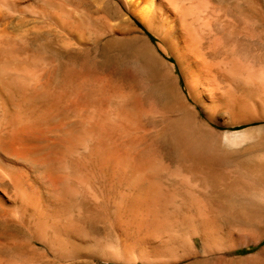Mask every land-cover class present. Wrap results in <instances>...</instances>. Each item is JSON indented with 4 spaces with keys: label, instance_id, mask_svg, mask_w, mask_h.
Masks as SVG:
<instances>
[{
    "label": "rangeland",
    "instance_id": "1",
    "mask_svg": "<svg viewBox=\"0 0 264 264\" xmlns=\"http://www.w3.org/2000/svg\"><path fill=\"white\" fill-rule=\"evenodd\" d=\"M69 1L0 0V30H7L8 124H16V128L10 125L8 135L11 160L7 161L5 173H0V198L4 206L2 210L0 208V215L8 213L0 216L4 218H0V244H4L0 245V260L3 264H20L19 261L23 264H264V209L241 226L230 213L211 212L204 215L203 220L190 223L176 216L169 220L163 208L166 192L170 187L176 191L183 189L181 182L186 178L175 169L179 154L174 153L165 140L170 115L163 106L170 100L178 107L183 101L203 125L202 150L209 157L225 163L226 171L240 179L241 186L247 190L246 199L264 202V0H171L172 4L169 0H158L153 12L142 16L127 0ZM182 23L187 28L180 26ZM186 30H193L195 37L198 33L202 38H196L200 42L198 52L189 51L188 43L182 37ZM130 39L155 57L163 76L159 81L150 82L144 78L146 82L132 75L131 70L137 67V62L116 51ZM151 51L155 53L151 54ZM29 54L36 57L31 58L33 55ZM33 59L38 60L37 64ZM30 68L36 71L32 72L31 78ZM37 78H42L41 83L36 81L31 85L34 83L31 80ZM36 85L39 86L38 94L35 87L31 88ZM42 85L44 91L40 90ZM33 92V96L39 97L46 93L44 101L34 97L38 101L33 104ZM15 100L19 105H14ZM40 101L44 105L38 103ZM15 106L16 109L18 106L23 108L21 115L27 112L32 119L34 114V121L18 115L20 109L18 107L16 113ZM37 107L39 111L44 109L42 113ZM44 107L50 108L49 115ZM17 116L23 117V122L27 119L32 123L40 122L30 123V126L27 120L28 124L24 123L28 128L17 126L19 122L16 121L20 120ZM241 125L247 127L236 129ZM195 153L201 155L183 150L179 158L191 159ZM126 160L141 169V174L138 169L132 171L135 169L133 164L128 162L129 166ZM170 162L173 166H169ZM33 164L36 166L32 167ZM146 167L147 170H142ZM135 172L137 176L134 177ZM18 177H22V181ZM157 188L163 192H157ZM53 193H56L54 197ZM55 195L60 198L56 199L58 202ZM179 202L180 199H176V204ZM26 215L36 222V227L30 224V217ZM181 222L183 225L180 226ZM38 251L41 255L37 256L41 258L31 260ZM31 252L35 253L33 258L29 257ZM23 253L28 257L27 261L30 258L33 262H25Z\"/></svg>",
    "mask_w": 264,
    "mask_h": 264
},
{
    "label": "bare ground",
    "instance_id": "2",
    "mask_svg": "<svg viewBox=\"0 0 264 264\" xmlns=\"http://www.w3.org/2000/svg\"><path fill=\"white\" fill-rule=\"evenodd\" d=\"M69 1V0H68ZM128 1V3L131 5V7L135 10V11H137L141 16H142V14H144V13H146V14H149L151 11L153 12V9L156 7V5H157V2H158V0H127ZM173 1V0H172ZM70 2V1H69ZM169 2L171 3V0H169ZM201 3H203V2H201ZM52 4V3H51ZM145 4V5H144ZM172 4V3H171ZM174 4V3H173ZM198 4V3H197ZM210 4H212V3H210ZM49 5V4H48ZM72 5V4H71ZM141 5H144L143 7L141 6ZM163 5V4H162ZM185 5V4H184ZM204 5V4H203ZM140 6H141V8H140ZM160 6V5H159ZM191 6V5H190ZM211 6V5H210ZM186 7V6H185ZM207 7H209V5L207 6ZM189 8V7H188ZM191 8V7H190ZM201 9H203V8H201ZM207 9V8H206ZM210 9V8H209ZM3 10V9H2ZM18 10V9H17ZM192 10V9H191ZM12 11V10H11ZM157 11H158V9H157ZM180 11V10H179ZM189 11H190V9H189ZM210 11H212V10H210ZM18 12V11H17ZM173 12V11H172ZM201 12V11H200ZM206 12V11H205ZM204 12V13H205ZM154 13H156V11L154 12ZM178 13V12H177ZM193 13H194V11H193ZM207 13V12H206ZM46 14V13H45ZM186 14V13H185ZM213 14V13H212ZM194 15V14H193ZM203 15V14H202ZM214 15V14H213ZM144 16V15H143ZM178 16V15H177ZM180 16H182V14L180 15ZM185 16H187V15H185ZM197 16V15H196ZM207 16H209V15H207ZM169 17V16H168ZM191 17H192V15H191ZM211 17V16H210ZM75 18V17H74ZM177 18V17H176ZM178 18H179V16H178ZM178 18H177V20H178ZM181 18V17H180ZM189 18V17H188ZM224 18V17H223ZM182 19V18H181ZM209 19V18H208ZM198 20H200V18L198 19ZM178 21H180V19L178 20ZM201 21V20H200ZM203 21H204V19H203ZM222 21V20H221ZM74 22V21H73ZM182 22H183V19H182ZM198 22V21H197ZM181 23V22H180ZM180 23H178V24H180ZM185 23V22H184ZM184 23H182L180 26H182ZM199 23V22H198ZM201 23V22H200ZM199 23V24H200ZM203 23H205V22H203ZM219 23H220V21H219ZM218 23V24H219ZM227 23V22H226ZM196 24V23H195ZM207 24V23H206ZM217 24V23H216ZM228 24V23H227ZM186 25V24H185ZM197 25V24H196ZM210 26V25H209ZM208 26V27H209ZM6 27V26H5ZM174 27V26H173ZM183 27H186V26H184L183 25ZM228 27V26H227ZM245 27V26H244ZM182 28V27H181ZM187 28V27H186ZM229 28V27H228ZM238 28V27H237ZM247 28V27H246ZM185 29V28H184ZM188 29H189V27H188ZM196 29H198V28H196ZM209 29H211V27L209 28ZM214 29V28H213ZM221 29V28H220ZM243 29V28H242ZM251 30V29H250ZM254 30V29H253ZM252 30V31H253ZM207 31H208V29H207ZM237 31H239V30H237ZM179 32V31H178ZM182 32V31H181ZM204 32V31H203ZM241 32V31H240ZM243 32H245V31H243ZM6 33H7V30H0V173H5V171H6V169H7V161L8 160H11V157H10V153L11 152H9V151H11V150H9V147H8V135H9V128H10V125H13V123H11L10 125L8 124L9 122H8V113H9V111H8V103H7V93L6 92H8V90L6 91V86H7V67H6V63H7V46H6ZM9 33V32H8ZM174 33H175V31H174ZM185 33H186V35H183L182 37H183V39L188 43V46H189V51L191 52V53H195V52H198L199 50H200V42H198V40L196 39L197 37H198V33L196 34V37L194 36V33H193V30H186L185 31ZM210 33H212V31L210 32ZM251 32H249V34H250ZM255 33V32H254ZM173 34V33H172ZM207 34V33H206ZM218 34V33H217ZM39 35V34H38ZM201 35V34H200ZM246 35V34H245ZM206 37H208V35H205ZM212 36V35H211ZM216 36V35H215ZM214 36V37H215ZM11 37V36H10ZM10 37L8 38V39H10ZM178 37V36H177ZM179 37H180V34H179ZM210 37V36H209ZM13 38V37H12ZM181 38V37H180ZM199 38V37H198ZM201 38V37H200ZM199 38V39H200ZM218 38V37H217ZM135 39V38H134ZM134 39H130L129 41H127V42H124L122 45H119L117 48H116V51L119 53V55L120 56H122V55H124V56H129V57H131V58H133L136 62H137V64L138 65H136L137 67L135 68H133L132 70H131V73H132V75H134L135 77H140V79H142L143 78V81L146 79V80H148V81H150V82H157V81H159L160 80V78H162L163 76H162V72H161V70H160V68H159V66H158V64H157V62L155 61V57L154 58H152L150 55H148L136 42H135V40ZM142 39V38H141ZM182 39V40H183ZM202 39V38H201ZM12 40V39H11ZM252 40V39H251ZM202 41V40H201ZM147 42V41H146ZM211 42V41H210ZM9 43V42H8ZM250 45H252V44H250ZM148 47V46H147ZM147 47L145 48V50L147 49ZM151 47V46H150ZM150 47H148V48H150ZM36 48V47H35ZM151 49V48H150ZM149 49V50H150ZM153 50H155V49H153ZM38 51V50H37ZM37 51H35V52H37ZM150 52V51H149ZM152 52V51H151ZM154 52V51H153ZM153 52L151 53V54H153ZM31 53V52H30ZM33 53H34V51H33ZM155 53V52H154ZM28 55V54H27ZM30 55V54H29ZM31 55H33V54H31ZM30 55V56H31ZM29 56V57H30ZM27 57V56H26ZM25 57V58H26ZM34 58V57H36V56H31V58ZM43 58H45V57H43ZM19 59V58H18ZM37 59V58H36ZM39 59V58H38ZM17 60V59H16ZM27 60V59H26ZM34 61H36V64H37V62H38V60H35V59H33ZM40 60V59H39ZM108 61V60H107ZM126 61V60H125ZM134 61V62H135ZM111 63H113L114 65L116 64V62L114 61V60H111L110 61ZM27 63V62H26ZM25 63V64H26ZM100 63V62H99ZM124 62H122V64H123ZM62 64V63H61ZM60 64V66L62 67V65ZM117 64H119L118 62H117ZM125 64H126V62H125ZM124 64V65H125ZM131 64H133V63H131ZM14 65V64H13ZM12 65V66H13ZM43 65V64H42ZM92 65V64H91ZM120 65H121V63H120ZM15 66H16V63H15ZM14 66V67H15ZM26 66H27V64H26ZM46 66V65H45ZM12 68V70H16L15 68ZM40 67V66H39ZM84 67V66H83ZM115 67V66H114ZM132 67V66H131ZM19 68V67H18ZM53 68V67H52ZM87 68V67H86ZM117 68V67H116ZM115 68V69H116ZM29 69V68H28ZM48 69V68H47ZM54 69V68H53ZM58 69V68H57ZM75 69V68H74ZM81 70H82V68H80ZM88 69V68H87ZM10 70V69H9ZM18 70V69H17ZM25 70H26V68H25ZM68 70V69H67ZM76 70V69H75ZM74 70V71H75ZM30 71H31V68H30ZM35 71V70H34ZM33 70L31 71V73H29V74H31V75H29V77L30 76H32L33 74H32V72H34ZM71 71V70H70ZM84 71V70H83ZM9 72V71H8ZM17 73H18V71H16ZM36 72V71H35ZM34 72V73H35ZM38 72V71H37ZM45 72V71H44ZM46 72H47V70H46ZM13 73V72H12ZM50 73V72H49ZM86 73V72H85ZM84 73V74H85ZM89 73V72H88ZM41 74V73H40ZM46 74V73H45ZM50 74H52V72L50 73ZM60 74V73H59ZM44 75V74H43ZM54 75V74H53ZM10 76V75H9ZM36 76V75H35ZM42 76V75H41ZM40 76V77H41ZM72 76V75H71ZM76 76V75H75ZM165 76V75H164ZM77 77H78V75H77ZM80 77V76H79ZM90 77V76H89ZM31 78V77H30ZM68 78V77H67ZM73 78V77H72ZM82 78V77H81ZM145 78V79H144ZM42 78H40V80H41ZM46 79V78H45ZM51 79V78H50ZM85 79V78H84ZM89 78L87 77V80H88ZM139 79V78H138ZM30 80V79H29ZM38 78H37V80H31V81H33L34 83L33 84H31V85H34L35 83H36V81L38 82L39 81V83H41V81H40ZM135 80H137V79H135ZM145 80V81H146ZM43 81V80H42ZM82 81V80H81ZM166 81V80H165ZM44 82V81H43ZM73 82V81H72ZM83 82V81H82ZM140 82H141V80H140ZM147 82V81H146ZM162 82V81H161ZM202 82V81H201ZM38 83V84H39ZM54 83V82H53ZM149 83V82H148ZM30 84V83H29ZM37 84V85H38ZM43 84V83H42ZM74 84V83H73ZM89 84V83H88ZM96 84V83H95ZM161 84V83H160ZM37 85L36 86H31V88H32V90H33V87H35L34 88V90H35V92H36V89H38V87H37ZM41 85V84H40ZM50 85V84H49ZM61 85V84H60ZM87 85V84H86ZM27 86L28 85H26V87H24V88H27ZM92 86V85H91ZM145 86V85H144ZM161 86V85H160ZM21 87V86H20ZM37 87V88H36ZM42 87H44V85H42L41 87H40V90H42V91H44L43 89H41ZM48 87V86H47ZM47 87H46V89H45V91L47 90ZM50 87V86H49ZM69 87V86H68ZM72 87V86H71ZM87 87V86H86ZM85 87V88H86ZM142 87H143V85H142ZM159 87V86H158ZM8 88V87H7ZM96 88V87H95ZM94 88V89H95ZM120 88H122V87H120ZM144 88V87H143ZM166 88V87H165ZM51 89V88H50ZM88 89H89V87H88ZM97 89V88H96ZM166 89H168V88H166ZM165 89V90H166ZM24 90V89H23ZM31 90V89H30ZM31 90V91H32ZM49 90V89H48ZM61 90V89H60ZM124 90V89H123ZM162 90V89H161ZM31 91H28L27 90V92H31ZM50 91V90H49ZM55 91V90H54ZM65 91V90H64ZM120 91V90H119ZM25 92V91H24ZM58 92V91H57ZM89 92V91H88ZM92 92V91H91ZM121 92V91H120ZM133 92V91H132ZM12 93V92H11ZM37 94L39 93V92H36ZM35 93V94H36ZM60 93V92H59ZM141 93V92H140ZM23 94V93H22ZM28 94V93H27ZM42 94V93H41ZM51 94V93H50ZM63 94V93H62ZM123 94V93H122ZM11 95V94H10ZM10 95H9V99H11L10 98ZM23 95H25V94H23ZM29 95V94H28ZM31 95L33 96L34 95V92H33V94L31 93ZM40 95V94H39ZM46 95V93L43 95H40V97L39 96H33L32 98H34V97H36V98H41V100H43L44 99V97L43 96H45ZM52 95H53V93H52ZM55 95V94H54ZM59 95V94H58ZM12 96V95H11ZM13 96H15V95H13ZM30 96V95H29ZM131 96V95H130ZM147 96V95H146ZM151 96V95H150ZM51 97V96H50ZM22 98V97H21ZM26 98L27 99H29L28 98V96L26 95ZM31 98V97H30ZM38 98V99H39ZM48 98V97H47ZM46 98V99H47ZM83 98V97H82ZM121 98V97H120ZM38 99H35L34 98V101H31V100H28V101H31V102H33V104H34V102H36V100L38 101ZM50 100H51V98H49ZM73 99H75V98H73ZM14 100V99H13ZM12 100V101H13ZM17 100H18V98H17ZM23 100V99H22ZM21 100V101H22ZM83 100V99H82ZM81 100V101H82ZM16 101V100H15ZM14 101V102H15ZM19 101V100H18ZM44 101V100H43ZM43 101H40V102H38V103H40L41 104V102H42V105H44L43 104ZM182 101V100H181ZM13 102V103H14ZM22 102H24V101H22ZM47 102V101H46ZM48 102H49V100H48ZM108 102H110V101H108ZM118 102H121V101H118ZM145 102V101H144ZM10 103V102H9ZM25 103V102H24ZM29 103V105H30V102H28ZM73 103H75V102H73ZM37 104V103H36ZM36 104H35V106H36ZM47 104V103H46ZM46 104H45V106H46ZM59 104V103H58ZM69 104H71V103H69ZM104 104H106V103H104ZM125 104V103H124ZM11 105V104H10ZM14 105H19V102L17 103V101H16V103H14ZM20 105H21V103H20ZM28 107H29V105L28 104H26ZM123 105V104H122ZM145 105H146V103H145ZM16 106H15V109H16ZM24 106V105H23ZM49 106V105H48ZM73 106V105H72ZM75 106H77V105H75ZM104 106V105H103ZM126 106V105H125ZM19 107V106H18ZM18 107H17V109H18ZM31 107V106H30ZM38 107L40 108L41 107V105L39 106L38 105ZM37 107V108H38ZM79 107V106H78ZM98 107V106H97ZM118 107V106H117ZM164 109H165V111L170 115V118H168L169 119V122H168V124H167V127H166V129H165V133H166V135L168 136V137H166V139L165 140H167V143L169 144V145H171V148L173 149L172 151H174V153H177V155H178V160H177V164L175 165V166H178V168L176 167L175 169H178V171H179V173L178 174H181V175H186V178L187 177H189V180H187V181H185V179L183 180V177H182V182H181V184L183 185V189H181V190H179V191H176L175 189H174V187H170V191H167L166 193V195L164 196V198H163V201H164V206H163V208L165 207V211H166V214H167V216H168V218H169V220H173L174 219V217L176 216L177 218H181L182 220H184L185 221V223L186 222H188V223H190V222H193V221H197V220H199V219H201L204 215H208V213H211V212H218V213H230V214H233L234 215V219H235V221H236V223L238 224V225H244L245 223H247V221H248V218L249 217H251V216H253L255 213H257V212H259V211H261L262 209H264V202L263 201H253V200H248V199H246V197L248 196L247 195V190L245 189V188H243V186H241V184H240V179H238L237 177H233L231 174H229L227 171H226V169H225V167H226V164L225 163H223V162H221L220 160H217V159H213V158H211V157H209L208 155H206V153H205V151H203L202 150V148H201V138L203 137V135H204V132H205V129H204V127H203V125L197 120V118L195 117V115L193 114V112L185 105V104H183V101H182V105L181 106H177L176 105V103L173 101V100H170V101H168V102H166L165 104H164ZM12 108V107H11ZM10 108V109H11ZM25 108V110H26V108L27 107H24ZM34 108V107H33ZM37 108H35V110L37 109ZM37 109L38 111L40 110V109ZM43 108V107H42ZM45 108V107H44ZM47 108V107H46ZM45 108V109H46ZM71 108V107H70ZM90 108V107H89ZM16 109V110H17ZM19 109H20V107H19ZM19 109L16 111V113L19 111ZM22 109V110H21ZM20 109V111L18 112V115H21V114H19V113H21V112H23V108H21ZM29 109V108H28ZM27 109V110H28ZM50 108L48 107V109H46L47 110V115H49L50 113L49 112H51V110L50 111H48ZM126 109V108H125ZM142 109V108H141ZM148 108H146V110H147ZM25 110H24V112H25ZM34 110V109H33ZM42 110H44V109H41V111H39V112H41L42 113ZM90 110V109H89ZM118 110V109H117ZM149 110V109H148ZM12 111H14V112H12V113H14L15 114V110H12ZM120 111H121V109H120ZM150 111V110H149ZM153 111V110H152ZM152 111H151V113H152ZM29 112V111H28ZM30 112H33L32 110L30 111ZM98 112V111H97ZM144 112V111H143ZM33 113H35V112H33ZM54 113V112H53ZM53 113H51V114H53ZM94 113V112H93ZM148 113V112H147ZM13 114V118H15L16 116L15 115H17V114H15L14 115ZM26 114H27V112H26ZM26 114H24L26 117H28ZM36 114V113H35ZM44 114H45V112H44ZM80 114H82V113H80ZM141 114V113H140ZM139 114V115H140ZM149 114V113H148ZM165 114V113H164ZM9 115H10V113H9ZM12 115V114H11ZM23 115V114H22ZM21 115V116H22ZM23 115V116H24ZM31 114H29V116H30ZM38 115H40V114H38L37 113V116ZM55 115V114H54ZM92 115V114H91ZM113 115V114H112ZM153 115V114H152ZM155 115H156V113H155ZM15 116V117H14ZM24 116V117H25ZM34 116V114L32 115V119H31V117H28V118H30L31 119V121H34V119H35V117H33ZM36 116V115H35ZM36 116V117H37ZM41 116V115H40ZM46 116V115H45ZM51 116V115H50ZM119 116V115H118ZM21 121L23 120V117L21 118L20 116H17ZM42 117L44 118V115H42ZM82 117V116H81ZM102 117V116H101ZM117 117V116H116ZM140 117V116H139ZM153 117V116H152ZM156 117V116H155ZM13 118H11L12 120H14ZM34 118V119H33ZM39 118V117H38ZM37 118V119H38ZM46 118H48V116L46 117ZM49 118H51V117H49ZM121 118H122V116H121ZM158 118V117H157ZM156 118V119H157ZM166 118V119H167ZM40 120H41V117L39 118ZM52 119H53V117H52ZM52 119H49V120H52ZM109 119H111V117L109 118ZM119 118H116V120H118ZM129 119V118H128ZM150 119V121H151V119L152 118H149ZM153 119H155V118H153ZM155 119V120H156ZM18 120V119H17ZM20 120L19 121H16V122H19V124L17 125V126H20V125H26L25 123H27V122H29V119H27L26 121H22L21 122V124H20ZM25 120V119H24ZM43 120V119H42ZM41 120V121H42ZM49 120H48V123H49ZM54 120H56V119H54ZM86 120V119H85ZM85 120H84V122H85ZM124 120V119H123ZM122 120V121H123ZM144 120V119H143ZM39 121V120H38ZM38 121H35V122H38ZM46 121H47V119H46ZM58 121V120H57ZM99 121H101V120H99ZM119 121V120H118ZM121 121V120H120ZM149 121V122H150ZM163 121V120H162ZM11 122V121H10ZM35 122H29V124L30 123H32L33 125H35ZM40 122V121H39ZM39 122H38V124H39ZM94 122H96V121H94ZM98 122V121H97ZM148 122V123H149ZM24 123V124H23ZM51 123V122H50ZM133 123V122H132ZM139 123V122H138ZM144 123V122H143ZM154 123V122H153ZM28 124V123H27ZM99 124V123H98ZM116 124V123H115ZM159 124V123H158ZM9 125V126H8ZM14 125H16V124H14ZM12 126V127H15V126ZM41 125V124H40ZM45 125V124H44ZM44 125H43V127H44ZM126 125V124H125ZM29 126V125H28ZM30 126H31V124H30ZM29 126V127H30ZM107 126V125H106ZM124 126V125H123ZM129 126V125H128ZM146 126V125H145ZM155 126V125H154ZM22 127H25V126H21L20 128H22ZM32 127H34V126H32ZM48 127H49V125H48ZM84 127V126H83ZM112 127V126H111ZM115 127V126H114ZM113 127V128H114ZM121 127H122V125H121ZM131 127V126H130ZM142 127V126H141ZM16 128V127H15ZM25 128H28L27 127V125H26V127ZM31 128V127H30ZM29 128V129H30ZM128 128V127H127ZM159 128V127H158ZM13 129V128H12ZM62 129V128H61ZM60 129V130H61ZM124 129H126V128H124ZM134 129V128H133ZM16 130V129H15ZM30 130H32V128L30 129ZM67 130V129H66ZM130 130H132L131 128H130ZM129 130V131H130ZM156 130V129H155ZM17 131V130H16ZM10 132H12L13 133V131H10ZM21 132V131H20ZM23 132V131H22ZM140 132V131H139ZM143 132H145V131H143ZM24 133V132H23ZM110 133V132H109ZM114 133H116V132H114ZM138 133V132H137ZM164 133V132H163ZM15 134V133H14ZM19 134V133H18ZM112 134V133H111ZM120 134V133H119ZM128 134V133H127ZM160 134V133H159ZM12 135V134H11ZM21 135H23V134H21ZM78 135V134H77ZM82 135V134H81ZM122 135V134H121ZM145 135H146V133H145ZM161 135V134H160ZM16 136V135H15ZM18 136V135H17ZM26 136V135H25ZM62 136V135H61ZM86 136V135H85ZM111 136V135H110ZM12 137V136H11ZM19 137V136H18ZM125 137V136H124ZM144 137H147V136H144ZM14 138V137H13ZM53 138V137H52ZM79 138H81L82 139V137L80 136ZM153 138H156V137H153ZM19 139V138H18ZM24 140V139H23ZM78 140V139H77ZM121 140H122V138H121ZM146 140V139H145ZM156 140V139H155ZM164 140V141H165ZM20 141H21V139H20ZM19 141V142H20ZM78 142V141H77ZM166 142V141H165ZM17 143V142H16ZM64 143V142H63ZM62 143V144H63ZM71 143V142H70ZM24 144H25V142H24ZM73 144V143H72ZM79 144V143H78ZM84 144V143H83ZM102 144V143H101ZM120 144V143H119ZM141 144V143H140ZM150 144V143H149ZM154 143L152 142V145H153ZM156 144V143H155ZM168 144H165V145H168ZM60 145V144H59ZM69 145V144H68ZM107 145V144H106ZM129 145V144H128ZM157 145V144H156ZM38 146V145H37ZM133 146V145H132ZM148 146V145H147ZM62 147V146H61ZM64 147V146H63ZM69 147V146H68ZM149 147V146H148ZM152 147V146H151ZM14 148V147H13ZM12 148V150H14ZM71 148V147H70ZM120 149V148H119ZM148 149H150V148H148ZM16 150V149H15ZM18 150V149H17ZM59 150V149H58ZM68 150V149H67ZM183 150H186V151H188V152H198V153H200L201 155H197L196 153H195V155L191 158V159H187V158H179V156H180V154H181V152L183 151ZM66 151V150H65ZM69 151V150H68ZM72 151V150H71ZM121 151V150H120ZM14 152V151H13ZM31 153V152H30ZM29 153V154H30ZM77 153V152H76ZM76 153H75V155H76ZM130 153V152H129ZM146 153V152H145ZM15 154V153H14ZM17 154H18V152H17ZM28 154V155H29ZM71 154V153H70ZM154 154H156V152L154 153ZM12 155V154H11ZM18 155H20V157H21V154L19 153ZM24 155V154H23ZM31 155V154H30ZM67 155V154H66ZM128 155V154H127ZM83 156V155H82ZM126 156V155H125ZM151 156V155H150ZM159 156V155H158ZM168 156V155H167ZM174 156V155H173ZM212 156V155H211ZM136 157V156H135ZM157 157V156H156ZM155 157V158H156ZM14 158V157H13ZM16 158V157H15ZM22 158V157H21ZM24 158L25 159H27V156L25 157L24 156ZM29 158V157H28ZM124 158V157H123ZM23 159V158H22ZM25 159H24V161H25ZM30 159L32 160L33 158H31V156H30ZM15 160V159H14ZM30 160V161H31ZM150 160V159H149ZM158 160V159H157ZM163 160V159H162ZM176 160V159H175ZM23 161V160H22ZM34 161H35V159H34ZM125 161V160H124ZM127 161V160H126ZM17 162V161H16ZM27 162H29V160H27ZM43 162V161H42ZM128 162H129V160L127 161V163L126 164H128ZM156 162V161H155ZM162 162V161H161ZM31 163H33V161L31 162ZM124 163V162H123ZM124 163V164H125ZM129 163H131V162H129ZM171 163V162H170ZM169 163V164H170ZM35 164H37V162H35ZM35 164H33L32 165V167L35 165ZM123 164V165H124ZM131 164H133L132 166L134 167V163H131ZM131 164H128L129 166L131 165ZM173 163H171V165H169V166H173L172 165ZM115 165V164H114ZM121 165V164H120ZM144 165V164H143ZM146 165V164H145ZM16 166V165H15ZM36 166V165H35ZM41 166V165H40ZM46 166H47V164H46ZM126 166V165H125ZM11 167V166H10ZM30 167H31V164H30ZM47 167H49V166H47ZM123 167V166H122ZM132 167V168H133ZM138 167V166H137ZM140 167V166H139ZM45 168V167H44ZM118 168V167H117ZM135 169L134 170H132V171H135L136 169H138V168H136V167H134ZM165 168V167H164ZM173 169H174V167H172ZM172 168H169V169H171V171L172 172H176V171H173L172 170ZM15 169V168H14ZM40 169V168H39ZM43 169V168H42ZM126 169H128V167H125V170ZM151 169V168H150ZM231 169V168H230ZM23 170V169H22ZM35 170V169H34ZM41 170V169H40ZM139 170V169H138ZM141 170V169H140ZM139 170V171H140ZM142 170H147V167H146V169L145 168H143ZM10 171H12V170H10ZM28 171V170H27ZM30 171V170H29ZM38 171V170H37ZM42 171V170H41ZM60 171V170H59ZM113 171H115V170H113ZM124 171V170H123ZM149 171V170H148ZM169 171V170H168ZM31 172H32V170H31ZM36 172V171H35ZM62 172H63V170H62ZM61 172V173H62ZM167 172V171H166ZM11 173H13V172H11ZM17 173V172H16ZM25 173V172H24ZM118 173V172H117ZM144 173V172H143ZM173 173V174H174ZM38 174V173H37ZM37 174H36V176H37ZM127 174H129V173H127ZM131 174H133L132 172H131ZM130 174V175H131ZM138 174H141V171H140V173H138ZM172 174V173H171ZM176 174V173H175ZM11 175V174H10ZM18 175V174H17ZM59 175V174H58ZM63 175V174H62ZM61 175V176H62ZM135 175L137 176V174H136V172H135V174H134V177H135ZM145 175V174H144ZM64 176H65V173H64ZM124 176H126V175H124ZM123 176V177H124ZM161 176V175H160ZM166 176H168V174L167 175H165V177ZM177 176L178 175H176V178H177ZM243 176H245V175H243ZM243 176H242V178H243ZM250 176V175H249ZM5 177V176H4ZM3 177V178H4ZM9 177V176H8ZM10 177H12V176H10ZM9 177V178H10ZM59 178H61L60 176H58ZM63 177V176H62ZM117 177H118V175H117ZM127 177V176H126ZM128 177H129V175H128ZM14 178H16L15 176H14ZM22 178V177H21ZM21 178H19L18 177V180L20 179L21 180ZM34 178V177H33ZM37 178H38V176H37ZM36 178V179H37ZM39 178H40V175H39ZM45 178V177H44ZM125 178V177H124ZM171 178H172V176H171ZM175 178V177H174ZM174 178H172V179H174ZM191 178V179H190ZM250 178V177H249ZM12 179V181H13V178H11ZM65 179H67V178H65ZM126 179V178H125ZM129 179V178H128ZM161 179V178H160ZM166 179V178H165ZM171 179V180H172ZM3 180V179H2ZM25 180V179H24ZM29 180H30V178H29ZM55 180V179H54ZM122 180H123V178H122ZM132 180V179H131ZM176 180V179H175ZM1 181V180H0ZM10 181V180H9ZM22 181V180H21ZM67 181V180H66ZM129 181V180H128ZM244 181V180H243ZM32 182H34V181H32ZM35 182H37V181H35ZM127 182V181H126ZM134 182H135V179H134ZM13 183V182H12ZM14 183H15V181H14ZM67 183V182H66ZM122 183V182H121ZM124 183V182H123ZM133 183V182H132ZM138 183V182H137ZM161 183V182H160ZM166 183V182H165ZM16 184V183H15ZM18 184H19V181H18ZM18 184H16V185H18ZM34 184V183H33ZM59 184V183H58ZM75 184V183H74ZM120 184V183H119ZM126 184V183H125ZM154 184H156V183H154ZM153 184V185H154ZM167 184V183H166ZM168 184H170V183H168ZM175 184V183H174ZM180 184V185H181ZM7 185V184H6ZM20 185H22V183L20 184ZM24 185V184H23ZM68 185V184H67ZM73 185V184H72ZM76 185V184H75ZM127 185V184H126ZM129 185V184H128ZM130 185H132V184H130ZM145 185V184H144ZM143 185V186H144ZM3 186V185H2ZM8 186H9V184H8ZM35 186H36V184H35ZM51 186V185H50ZM121 186V185H120ZM163 186H166V185H163ZM171 186H172V183H171ZM176 186V185H175ZM5 187H7V186H5ZM4 187V188H5ZM15 187V186H14ZM18 187V186H17ZM20 187V186H19ZM23 187H25V186H23ZM39 187V186H38ZM72 187H75L74 185L72 186ZM127 187V186H126ZM132 187V186H131ZM130 187V188H131ZM139 187V186H138ZM151 187H153V186H151ZM154 187H156L155 185H154ZM167 187V186H166ZM42 188V187H41ZM53 188V187H52ZM63 188V187H62ZM135 188V187H134ZM150 188V187H149ZM159 188H160V186H159ZM159 188H157L158 189V191L157 192H159L160 191V193H161V191L162 190H159ZM165 188V187H164ZM2 189V188H1ZM6 189V188H5ZM8 189V188H7ZM10 189V188H9ZM8 189V190H9ZM13 189V188H12ZM21 189H23L24 190V188H21ZM20 189V190H21ZM36 189V188H35ZM166 189V188H165ZM165 189H164V191H165ZM23 190H21V191H19V192H22ZM27 190V189H26ZM58 190V189H57ZM138 190H139V188H138ZM151 190V189H150ZM5 191V190H4ZM3 191V192H4ZM40 191V190H39ZM38 191V192H39ZM44 191V190H43ZM55 191V190H54ZM68 191V190H67ZM71 191V190H70ZM124 191V190H123ZM122 191V192H123ZM55 192H57V191H55ZM72 192V191H71ZM119 192V191H118ZM121 192V191H120ZM152 192V191H151ZM163 192V191H162ZM176 192H177V194H176ZM10 192H8V194H9ZM17 193V192H16ZM23 193V192H22ZM26 193H28L27 191H26ZM31 193V192H30ZM49 193V192H48ZM124 193H125V191H124ZM144 193H145V191H144ZM20 194V193H19ZM54 194H56V193H53L52 194V196L54 197ZM58 194V193H57ZM61 194V193H60ZM154 194V193H153ZM164 194H165V192H164ZM5 195V194H4ZM41 195V194H40ZM42 195H43V193H42ZM45 195V194H44ZM48 195V194H47ZM72 195V194H71ZM123 195V194H122ZM25 196V195H24ZM29 196V195H28ZM28 196H27V199H28ZM65 196V195H64ZM95 196V195H94ZM162 196V195H161ZM176 196H177V198H176ZM23 197V196H22ZM33 198V196H30L29 198ZM41 197V196H40ZM49 197V196H48ZM125 197V196H124ZM258 197V196H257ZM17 198V197H16ZM26 198V197H25ZM31 198V199H32ZM37 198V197H36ZM43 198V197H42ZM50 198H51V196H50ZM95 197H93V199H94ZM119 198H122V196L121 197H119ZM248 198V197H247ZM6 199V198H5ZM10 199V198H9ZM30 199V200H31ZM56 199H58V200H60V198H58L56 195H55V200ZM63 199H64V197H63ZM66 199H68V198H66ZM144 199H145V197H144ZM149 199V198H148ZM158 199V198H157ZM162 199V198H161ZM176 199H180V202L178 203V204H176ZM253 199H255L254 197H253ZM2 199L0 198V208H1V210L3 209V205H2V201H1ZM18 200V199H17ZM29 200V199H28ZM52 200H54V198L52 199ZM54 200V201H55ZM58 200H56L57 202H58ZM65 200V199H64ZM84 200V199H83ZM259 200H261V199H259ZM39 201H43V200H41V198H40V200ZM51 201V200H50ZM49 201V202H50ZM62 201V200H61ZM61 201H59V202H61ZM67 201V200H66ZM154 201V200H153ZM162 201V200H161ZM163 201H162V203H163ZM18 202V201H17ZM20 202V201H19ZM40 202V203H41ZM78 202V201H77ZM145 202V201H144ZM149 202V201H148ZM155 202V201H154ZM5 203V202H4ZM63 203H64V201H63ZM81 203H83V202H81ZM146 203V202H145ZM151 203H152V201H151ZM17 204V203H16ZM21 204H22V201H21ZM26 204V203H25ZM48 204V203H47ZM50 204H51V202H50ZM57 205H58V203H56ZM60 204V203H59ZM68 204V203H67ZM66 204V205H67ZM77 204V203H76ZM5 206H6V204H4ZM27 205H28V203H27ZM69 205H71L70 203H69ZM75 205V204H74ZM80 205V204H79ZM82 205V204H81ZM157 205V204H156ZM20 206V205H19ZM50 206V205H49ZM159 206V205H158ZM162 206V205H161ZM16 207H18V206H16ZM34 207V206H33ZM54 207H55V205H54ZM58 207V206H57ZM64 207H65V205H64ZM63 207V208H64ZM80 207H82V206H80ZM160 207V206H159ZM30 208V207H29ZM28 208V209H29ZM60 208V207H59ZM78 208V207H77ZM158 208V207H157ZM161 209H162V207H160ZM7 209V208H6ZM14 209V208H13ZM21 209H23V207L21 208ZM40 209V208H39ZM48 209V208H47ZM54 209V208H53ZM67 208H65V209H63V210H66ZM71 209V208H70ZM82 208H80V210H81ZM154 209V208H153ZM0 210V211H1ZM24 210V209H23ZM30 210V209H29ZM36 210V209H35ZM55 210V209H54ZM5 211V210H4ZM8 211V210H7ZM10 211V210H9ZM12 211V210H11ZM20 211V210H19ZM27 211V210H26ZM26 211H24V213L26 212ZM31 211H33V210H31ZM30 211V212H31ZM70 211V210H69ZM14 212H16V211H14ZM66 212V211H65ZM5 213V212H4ZM12 213H13V211H12ZM28 212H26V214H27ZM32 213H35V212H32ZM0 214H2V213H0ZM5 214H8L7 212L5 213ZM5 214H3V215H0V216H3L4 217V215ZM68 214V213H67ZM9 215H10V213H9ZM14 215V214H13ZM48 215V214H47ZM27 216V215H26ZM3 217H0V218H2V219H4ZM14 217V216H13ZM30 216H27V218H29ZM43 217V216H42ZM41 217V218H42ZM45 217V216H44ZM50 217V216H49ZM9 218V217H8ZM23 218V217H22ZM26 218V219H27ZM51 218V217H50ZM207 218V217H206ZM209 218V217H208ZM5 219H6V217H5ZM17 219V218H16ZM19 219V218H18ZM44 219V218H43ZM48 219V218H47ZM9 220V219H8ZM30 220H31V217H30ZM72 220V219H71ZM201 220H203V219H201ZM1 221V220H0ZM51 221H52V219H51ZM58 221V220H57ZM56 221V222H57ZM60 221V220H59ZM184 221H182V222H184ZM2 222H5L4 220L2 221ZM23 222H25L26 224H24V225H27V221H23ZM29 222H31L30 224L31 225H34L35 227L37 226V225H35L36 224V222H34L33 220H31V221H29ZM32 222H34V224H32ZM45 222V221H44ZM72 222V221H71ZM170 222V221H169ZM180 223V226H181V224L183 225V223ZM204 222H205V220H204ZM58 223V222H57ZM61 223V222H60ZM197 223V222H196ZM37 224H40L39 223V221H38V223ZM43 224V223H42ZM47 224V223H46ZM44 225H45V223H44ZM59 225H62V224H59ZM58 225V226H59ZM200 225H202L201 223H200ZM27 226H29V224L27 225ZM47 226H49V224H47ZM46 226V227H47ZM52 226V225H51ZM179 226V225H178ZM179 226V227H180ZM203 226H205V225H203ZM33 227V226H32ZM45 227V226H44ZM54 227H55V225H54ZM59 227H61V226H59ZM177 228V230L178 229H180V228ZM56 228H57V226H56ZM63 228H64V226H63ZM66 228V227H65ZM64 228V229H65ZM195 228V227H194ZM204 228V227H203ZM202 228V229H203ZM31 229H33V228H30L29 230H31ZM36 229V228H35ZM58 229H60V228H58ZM182 229L184 230V226H182ZM182 229H181V231H182ZM188 229H189V227H188ZM191 229H192V227H191ZM25 230H27L26 228H25ZM45 230V229H44ZM50 231V230H49ZM52 231V230H51ZM60 231V230H59ZM68 231V230H67ZM187 231V230H186ZM190 231V230H189ZM203 231H205V230H203ZM1 232V231H0ZM46 232V231H45ZM72 232V231H71ZM200 232V231H199ZM201 232H202V230H201ZM200 232V233H201ZM26 233H28V231L26 232ZM20 234V233H19ZM198 234V233H197ZM201 234H203V233H201ZM57 235V234H56ZM1 236H3V235H1ZM27 236H28V234H27ZM38 236V235H37ZM193 236V235H192ZM5 237V236H4ZM29 237V236H28ZM28 237H27V239H28ZM39 237V236H38ZM46 237V236H45ZM44 236H43V238H45ZM186 237V236H185ZM185 237H184V239H185ZM20 238V237H19ZM18 238V239H19ZM30 238V237H29ZM32 238V237H31ZM76 238V237H75ZM188 239V241H189V237H187ZM12 239H14V238H12ZM11 239V240H12ZM35 239V238H34ZM38 239V238H37ZM48 239V238H47ZM4 240L5 239H3V242H4ZM16 240V239H15ZM14 240V241H15ZM26 240V239H25ZM39 240H41V238L39 239ZM50 240H51V238H50ZM64 240V239H63ZM69 240V239H68ZM186 240V241H187ZM0 241H2V239L0 240ZM30 241H32V239H30ZM37 241V240H36ZM47 241V240H46ZM185 241V242H186ZM40 242V241H39ZM41 242H44V241H42L41 240ZM2 243V242H1ZM6 243V242H5ZM33 243V242H32ZM31 243V244H32ZM192 243V242H191ZM13 244H14V242H13ZM16 244V243H15ZM30 244V245H31ZM45 244V243H44ZM0 245H3L4 246V244L2 243V244H0ZM46 245H48V242L46 243ZM71 245V244H70ZM225 245V244H224ZM33 246H35L34 244H33ZM222 246V245H221ZM5 247H7V245H5ZM9 247V246H8ZM7 247V248H8ZM32 247V246H31ZM4 248V247H3ZM2 248V249H3ZM39 248H40V246H39ZM39 248H37V250L39 249ZM43 248V247H42ZM41 249V248H40ZM1 250V249H0ZM26 250V249H25ZM36 250V249H35ZM44 250V249H43ZM66 250H68V247H67V249ZM3 251H4V249H3ZM33 251H34V248H33ZM40 252H41V250H40ZM40 252L38 251V253L39 254H35V253H29V255L30 254H32L31 256H29V257H32L33 258V254H35L36 256H34V259H31V260H34L35 261V257H37V258H41V257H38L37 255H41L40 254ZM1 253V252H0ZM44 253H45V250H44ZM44 253H42V254H44ZM24 254V253H23ZM26 254H28L27 252H26ZM26 254H24V256L26 255ZM46 254V253H45ZM61 254H63V253H61ZM71 254V253H70ZM4 255V254H3ZM6 255V254H5ZM13 256V255H12ZM24 256H23V258L22 259H24ZM28 256V255H27ZM61 256H64V255H61ZM59 257V256H58ZM28 258V257H27ZM27 258H26V256H25V259H26V261L25 262H27L28 263V261L30 262V258H29V260L27 261ZM48 258V257H47ZM53 258V257H52ZM51 258V259H52ZM67 258H69V257H67ZM1 259V258H0ZM13 259V258H12ZM54 259V258H53ZM2 260H4V259H2ZM9 260V259H8ZM8 260H7V262H8ZM15 260V259H14ZM21 260V259H20ZM37 260V259H36ZM42 260V259H41ZM56 260V259H55ZM64 261V260H63ZM4 262V261H3ZM3 262L0 260V264H3ZM6 262V263H7ZM19 262H21L22 263V261H19ZM31 262H33V261H31ZM30 262V263H31ZM60 262V261H59ZM67 262V261H66ZM10 263V262H9ZM15 263V262H14ZM20 263V264H21ZM62 263V262H61ZM11 264V263H10ZM23 264V263H22ZM25 264V263H24ZM32 264V263H31ZM42 264H44V263H42Z\"/></svg>",
    "mask_w": 264,
    "mask_h": 264
},
{
    "label": "trees",
    "instance_id": "3",
    "mask_svg": "<svg viewBox=\"0 0 264 264\" xmlns=\"http://www.w3.org/2000/svg\"><path fill=\"white\" fill-rule=\"evenodd\" d=\"M244 127H247V125H241V126H238L236 129H242Z\"/></svg>",
    "mask_w": 264,
    "mask_h": 264
}]
</instances>
